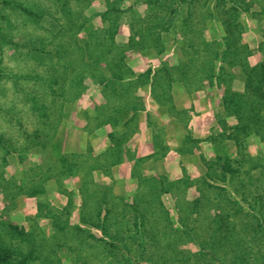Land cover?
Segmentation results:
<instances>
[{
	"label": "rangeland",
	"instance_id": "obj_1",
	"mask_svg": "<svg viewBox=\"0 0 264 264\" xmlns=\"http://www.w3.org/2000/svg\"><path fill=\"white\" fill-rule=\"evenodd\" d=\"M146 2L0 0V246L21 252L11 260L38 248L48 259L35 254L28 264H264V199L259 197L264 195V102L251 101L249 114L255 121L244 132L222 103L227 93L244 89L240 66L230 69L231 86L200 79L199 69L192 73L196 78L184 81L182 75H190L184 67L171 69L174 83L159 78L154 91L149 82L124 83L116 85L124 96L108 97L114 85L107 87L102 80L113 71L146 74L164 64L174 67L191 54L199 66L228 45L223 16L211 21L207 6L197 7L201 14L193 18L194 32L183 25L189 8H181L171 27L177 28L176 35L168 25L152 28L159 10ZM232 2L239 10L231 34L238 55L250 65L259 64L264 60V0ZM178 4L171 0L157 21L164 23ZM113 7L117 9L111 11ZM151 30L161 36L159 45ZM182 39L186 53L178 45ZM113 57L124 73L109 70ZM127 99L139 109L136 114L116 111ZM113 116L120 120L117 126ZM227 158L240 173L234 178L222 176ZM209 162L214 179L206 177ZM69 167L75 174L65 173ZM157 180L168 189L161 194L168 217L157 204ZM206 180L225 187L240 208L230 214L224 238L214 245L209 237L216 223L210 216L228 206ZM104 188L111 192L104 198L116 204L119 215L142 191L152 209L149 243L129 222L130 215L118 216L111 229L114 238L105 243L87 236L81 211L96 214ZM94 190L102 191L94 195ZM196 199L201 204L194 207ZM57 219L87 231L79 237L63 234L54 226ZM8 224L25 228L34 243L13 239ZM128 225L132 231L123 241L120 230ZM216 231L220 236L221 230ZM113 243L120 247L119 255Z\"/></svg>",
	"mask_w": 264,
	"mask_h": 264
},
{
	"label": "trees",
	"instance_id": "obj_2",
	"mask_svg": "<svg viewBox=\"0 0 264 264\" xmlns=\"http://www.w3.org/2000/svg\"><path fill=\"white\" fill-rule=\"evenodd\" d=\"M170 1L171 0H147V4L153 8H157V11L155 14H153L152 19H154L155 21L152 23L154 26H150L152 28H155V26H160V25H164L167 26L168 25V29H173L171 27H174L177 25V14L180 12L181 8H184L185 5L189 8L188 11V15L187 17L184 19L183 21V25L184 27L189 28V32H194V23L193 18L196 16V14H201V11H199L197 9V7H203L205 8V6H207L208 11L205 12L206 15L208 16V18L211 21H214L216 19H220V17L222 18L223 16V20L225 22V26L226 29L228 31V36H226L225 40L227 41V47H225L223 52H219V51H215V56L212 59H208L205 60L206 63L203 64L201 63L199 66H197L196 64V60H194V55L195 54H191L190 56H186L185 59H182L181 63L176 65V66H168L166 64H164L161 68L152 71L149 70L146 74H135L133 71L130 70V73L128 75L127 74H120L118 72L113 71V67L118 68L122 73H124L123 70H125V68L120 64L121 62L117 60L116 57H113L110 60V63H108V68L109 70L113 71V74H110L108 77L103 78V82L104 84L107 85V87L110 86V84H113L114 86L111 88V90L109 91L110 94L108 95V97H110V95H113V97H120V96H124L125 94H120L118 92V87L116 86L117 84H121L123 85L128 84V87H133L135 86L137 83H141V84H146V83H150L151 89L152 91H154V89H156L159 85H160V79L162 78V76H166L165 79L167 80L168 83H174V81L176 80V78L174 77V75L171 72V69H178V70H182V68L187 67V69L185 71H190V75L187 77L185 75V73L182 75V78H184L186 81L188 80H193L194 78H196L194 75H192V73H194L195 71L201 70L202 71V76L200 79L202 80H209V81H214L217 80L221 85H226V86H231V83L233 82V73H230V69H234L235 66H240V69H242L243 74L245 76L244 79V89L243 91H231L229 93H227L224 97H223V107L225 109V111L228 113V115H233L236 117V119L238 120V129L241 131H247V127L248 125L254 123V116L249 114L250 110L249 109V105L251 104L252 100H258L260 102H264V60L263 62H260L259 64L256 65H250L249 63H247L246 61L242 60L241 57L238 55L239 53V48H238V44L235 43L233 41V39L231 38V34L233 33V26L237 27V23H239V21H235L234 19L237 18V16H239V10H237V7L233 4V0H215L214 4L212 5H207V3L210 0H178L179 4L177 6H175L174 8L171 9V14L172 16L168 17V19L164 22V23H160L158 20V17L161 15H164L165 13H167L168 9H170ZM203 2V3H201ZM173 6V5H172ZM225 7H227V10L225 11ZM229 7V8H228ZM117 8H112L111 11L116 10ZM159 15V16H158ZM155 17V18H154ZM233 17V18H232ZM160 18H165V17H160ZM157 22V23H156ZM167 22V23H166ZM193 23V24H192ZM174 34L178 35V30L176 28V30H174ZM147 32V31H146ZM145 30L143 31L144 34H146ZM151 33L154 35H157L158 38H155L157 45L160 44L161 42V36H159V34H157L156 32H153L151 30ZM143 34V36H144ZM114 36V34L112 35ZM112 40H114V38L112 37ZM178 43V42H177ZM193 43V42H192ZM180 45V49H183V53H186V49L185 46H188L187 44H185V40L182 39V41H179ZM190 49L192 51H196V44L193 43L190 46ZM191 58V59H190ZM221 63L220 66H218V63ZM199 67V68H198ZM128 68V67H127ZM129 69V68H128ZM184 72V71H182ZM180 80H183L181 78H179ZM79 82V81H78ZM148 83V84H149ZM80 84V83H79ZM106 87V86H105ZM115 108V107H114ZM251 108V107H250ZM118 110L116 111H120V113L125 112V110H131L132 115L136 114L139 109L136 107V105H134V103L132 102V100L127 99L124 103V105L122 106V108H117ZM135 117V116H133ZM114 122L113 125L117 126L120 123V120L117 119V117H114ZM132 119V118H130ZM129 123L128 121L125 122ZM111 138L113 137L112 134ZM236 138L238 139L239 137L236 135ZM207 163V162H206ZM73 166V164H72ZM67 167V166H66ZM65 167V168H66ZM71 167V166H70ZM67 168L68 171L65 172L69 175H73L75 174V170L72 171L71 168ZM96 168V167H94ZM221 168H222V176H224V178L227 177V175H232V177H235V174H237V172L239 173L238 170H236L235 168H233L232 164H231V160L229 158L226 159L225 162H223V164H221ZM66 169V170H67ZM77 169V168H76ZM97 169V168H96ZM212 169H213V165L211 162H209V164H207V174L206 177L207 179H214V175L212 174ZM80 171V170H79ZM240 174V173H239ZM158 181V180H157ZM140 182H142L140 180ZM160 182V188L157 187L156 189L158 190V205L160 207V210L165 212L164 214H166V217L169 216V211L166 209L164 202L162 200V193H165L168 191V189L165 187V182L164 180H160L158 181ZM205 183H207V185L210 188H215L217 190H219L218 198L220 200V197H224L225 198V202L227 203L226 205L228 206L227 209L226 208H219L222 210L220 213L218 214H214V216H210L211 220L213 223H216V230H221L220 232V236H222V238H220L218 231L215 230V226L214 228H212V233L211 236L209 237V241L210 243H212V245L216 244L219 240L223 239L225 235H223L222 233L226 234L225 232H223V230H227V228H229V225L227 222L228 217L232 214V212H236L239 208V204L238 201L235 200V198H233V195L229 193V191L225 188V187H219V186H214L213 184L209 183L207 180L205 181ZM142 183H139V185ZM81 191H83L82 193L86 194L87 191H89L88 189H84V185L81 186ZM102 189V188H100ZM102 190H94L93 194L95 195V193H99ZM142 191L139 192V195L136 196V198L133 200L132 204H124L123 207H121V213L123 215H119V211L117 209L116 204H112L111 201H108L106 198L109 197V195L111 194V192L107 191L105 188L103 190V197L102 200L97 201L95 203V207L94 210L97 212L96 214H90V213H84L81 211V216H80V221L82 222L83 225H85V227L89 228L88 232H86L87 230L80 226L79 224L77 225H72L68 219L65 220H61V219H57L54 220V226L57 230H59L61 233H71L73 236L75 235L76 237L81 236L80 234L86 232L87 236L92 237V239H95L97 242H101L105 243V240L107 237H112V239L114 238L113 235L111 234V229H112V224H117L118 225V216H129V222L131 221L133 226L137 229L138 233L141 231L143 232V235L145 236V243H149L151 241V234H149V218H150V213L149 211L152 209H148L146 203H144L143 201V197L141 194ZM235 193L239 194L241 196L242 199H246V194H241L239 188L235 187ZM82 194V195H83ZM84 196V195H83ZM106 197V198H104ZM261 200L264 199V195L261 194V196H259ZM256 198V197H255ZM201 200L196 199L195 201H193V206L197 207L199 206L201 203ZM222 203V202H220ZM84 203H82L83 205ZM229 204V205H228ZM152 205V204H151ZM219 206V205H218ZM40 207L42 208V204L40 205ZM158 207V208H159ZM113 213H115L117 216L113 215ZM241 213H244V210L241 211ZM167 220V218H166ZM168 221V220H167ZM128 222V221H127ZM130 224V223H129ZM261 225V224H260ZM120 226V225H119ZM127 229L125 230V232H123L124 230H120L122 232V237H123V241L126 239L124 237V235L126 234V232H130L132 231V226L128 225L126 226ZM122 228V227H121ZM6 229L8 231V234L11 235L13 237V239H16V237L23 242H29V243H34V236L28 232L25 228L21 227L18 228L16 226H13L11 224H8L6 226ZM255 230H257V227L255 228ZM101 232L105 237L103 239L98 238L94 232ZM67 233V235H68ZM192 240V238H190ZM80 244V243H79ZM112 245V244H111ZM113 245L115 246L114 249L118 250V251H114L115 255H119V250L120 247L116 246V244L113 243ZM147 248V247H146ZM113 249V250H114ZM113 250H111V253H113ZM15 254V255H14ZM38 255L39 259L43 257V255L45 256L44 258L48 259V256H46L45 254H43L38 248H34L32 249L27 255H23L20 256L21 258L18 259V261L15 260H11V257H16V255H21V252L18 250H13L11 248H5L4 246H0V264H28V260L29 259H33V257H35ZM19 257V256H17ZM44 261H46L45 259H43Z\"/></svg>",
	"mask_w": 264,
	"mask_h": 264
}]
</instances>
